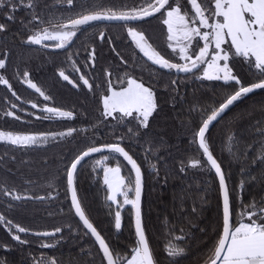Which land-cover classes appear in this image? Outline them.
Listing matches in <instances>:
<instances>
[{
  "label": "snow or ice",
  "instance_id": "obj_1",
  "mask_svg": "<svg viewBox=\"0 0 264 264\" xmlns=\"http://www.w3.org/2000/svg\"><path fill=\"white\" fill-rule=\"evenodd\" d=\"M20 12L24 13L19 16L20 29L12 32ZM10 32L13 40L19 37L21 47L45 50L54 63L63 54L60 64H67L79 76L74 78L61 66L58 77L87 92L79 109L57 104L56 97L27 68L21 72L17 67L15 77L38 94L26 98L7 75L11 49L5 44L0 53V85L6 88L0 97V118L26 123L36 118L62 125L56 131L0 128V143L6 149L0 155L6 171L0 177V201L5 205L0 227L8 237L0 240V250L19 248V264H182L196 238L193 230L198 229L202 238L197 245L203 248L194 256L195 264H264V104L259 106L261 115L247 125L243 121L252 116V110L236 113L227 121L222 140L226 158L216 155L212 136L215 124L236 104L256 90L264 93V0H0V34ZM124 32L132 43L122 49L118 38ZM161 37L164 45L157 43ZM105 44L119 63L92 75ZM184 81L210 86L212 95L196 98L178 113L191 149H185L186 155L171 171L162 155L168 151L166 134L155 129L167 124L178 102L184 103ZM89 93L94 102L91 107ZM246 132L250 140L244 139ZM49 148L59 149L55 161L47 154ZM31 151L44 153L40 167L45 171L53 163L56 166L43 180L45 187L39 195L32 190V180H25L22 187L7 175L17 171L10 166L18 162L15 154ZM88 162L90 173L85 167ZM145 164L157 180L164 168L163 184L170 175L186 178L190 172L212 179L204 191L197 181L195 192L181 189L174 195L172 212L163 218L166 237L159 251L150 242L143 211ZM233 168L238 169L237 180L232 178ZM86 174L106 191L110 216L115 206L117 236L123 228L121 210L130 205L134 233L126 243L113 242L91 218L79 189ZM217 182L215 215L207 220L208 189ZM61 191L67 208L54 207ZM246 193H250L247 198ZM30 202L47 204V215H59V222L39 227L16 220L13 213L29 211ZM61 242L75 246L77 256L64 258L62 253L43 251L37 256L32 247L55 249ZM0 264L15 262L0 256Z\"/></svg>",
  "mask_w": 264,
  "mask_h": 264
},
{
  "label": "trees",
  "instance_id": "obj_2",
  "mask_svg": "<svg viewBox=\"0 0 264 264\" xmlns=\"http://www.w3.org/2000/svg\"><path fill=\"white\" fill-rule=\"evenodd\" d=\"M48 3H55V0H47ZM79 3V0H77ZM65 7H67L65 5ZM24 13H18V19L15 24L12 25V32L18 31L20 29L19 16H23ZM157 33H159V25H157ZM115 34V33H114ZM118 43L123 49L125 45H130L132 42L127 36V33L124 32L119 34ZM99 43V41H98ZM5 44L11 49L9 56V64L7 69V75L11 78L14 87L26 98L32 97L37 98L38 94L34 93V90L29 89L26 85H23L14 75L15 69L18 67L21 72L27 68L32 77L37 80L42 86L50 90L51 94L56 97L57 104H66L68 107L75 105L78 109L80 108L81 102L84 100V92H87V89H84V92L79 91L78 89L72 88L71 85H68L66 81H63L58 77L57 68L65 67L66 70L71 73L74 78L78 79L79 74L73 72L70 66L67 64H60V61L64 60V55L61 54L58 58L49 57L47 51L38 50L36 47L28 48L21 47L19 37L15 40L11 37V32L7 35L0 34V53L4 51ZM77 44H80V41H77ZM53 51V50H48ZM59 51V50H54ZM73 52L76 51V46H73ZM84 51L83 48L80 49V56L83 57ZM2 58V57H0ZM119 63L118 57L115 53L110 51V48L105 44L101 50V56L98 64L96 65V72L92 75L101 74V69L106 67L109 64L116 66ZM81 66H83V60L80 61ZM87 71V69H85ZM82 83V82H81ZM208 82H205L207 84ZM181 93L183 94L184 103H177L176 109L171 111V115L174 119L173 130L171 134H166L161 128L155 129L158 134L165 135V139L168 140V151L163 152L162 155L167 157L168 163L166 168L171 171H175L179 160L181 157L185 156V149H191V146L188 145L184 140L183 130L180 127V119L178 118V113L180 111H186L191 103L195 102L196 98L204 95L205 97L212 95L211 87H205L199 83H194L191 81H184L181 83ZM6 94V88L0 85V97H3ZM10 95V94H9ZM42 100V97H39ZM179 100V97L177 98ZM89 106H93L94 102L92 101L91 93L88 94ZM264 104V93H261L259 90L255 92L254 95H249L247 98L243 99L241 102L236 104L235 107L231 109L224 117L223 120L215 124V127L212 129V136L215 146V152L218 157L226 158L228 153L222 147V140L224 139L225 133L228 131V124L232 116L236 113H246L249 110H252V116H246L243 125H247L251 120H255L261 115L259 111V106ZM30 107V105L28 106ZM171 107V105H170ZM84 119V117H82ZM62 125L58 123H53L49 120H37L36 118H30V122H21L15 121L9 118L6 122L4 119L0 118V128L4 130H38V131H48V130H59ZM169 135V136H167ZM245 140H250L251 135L245 133ZM5 146L0 143V155L5 151ZM10 151V149H9ZM59 151V149H48V156L50 159L55 161L54 153ZM17 164L10 165L11 167L17 169L14 173H7L9 176L10 182H14L19 186H25V180H32L35 184V188L32 189L36 192L37 195L44 189L43 180L47 177L48 172L55 171V164L49 165L47 171L40 167V162L44 155L40 151H31L26 155L23 153H16ZM138 155L143 159V153L139 152ZM26 160L28 163L26 165H21L19 161ZM114 163V162H113ZM227 163V159H225ZM87 171H91V162L85 166ZM145 168V188L142 195L143 201V211L145 220L147 223V232L150 238V242L154 249L159 251L162 249L165 243L166 229L163 226V218L171 214L173 207V197L178 195L181 189L186 191L191 190L195 192L197 187V181L200 182V191H204L207 188V185L212 184V179L208 175H201L199 173L190 172L186 178H181L180 176L170 175L167 181V184H163L160 180L164 178V168L161 169L160 180L155 178L154 174H148L147 165H144ZM233 180L238 179V169L233 168ZM6 174L5 168L0 165V177ZM124 174L127 175V170H124ZM31 187V186H29ZM79 189L81 196L86 197L85 204L88 211L91 213V218L96 221L100 229L104 232L115 243H126L130 233H134L133 226L131 223V211L130 206H126L122 209V224L123 228L119 235H116V230L113 227L114 221V212L115 206L113 205L111 212L112 215H109V208L105 203V194L104 190L99 187L96 181L89 175H85L81 178L79 182ZM210 196V204L207 207L205 212V217L207 220H210L215 215L216 211V197L218 196V182L217 185L208 189ZM250 193H246V198ZM63 205L67 208V203L64 200V193L61 191L59 200L55 202V205ZM48 206L47 204L41 206L39 204L29 203L27 208L29 211L25 212L23 209H20L13 213V217L16 220L22 221L26 224H32L33 226L39 227H51L59 222V215L49 216L44 210ZM35 208L37 211L33 213L31 210ZM5 210V205L0 201V211ZM203 226V225H201ZM177 229L181 227L180 224L176 225ZM196 233V238L192 239L191 244L193 245L191 253L187 259H185L182 264H195L194 256L196 253L203 248V244L197 245V239L202 238V234L198 229H194ZM8 239L5 231L0 227V240ZM91 241H88V245L91 246ZM36 250V255L38 256L40 251H43L49 255L52 254H63L64 258H67L69 254L73 257L77 256L78 249L75 246H70L68 243L61 242V245L55 249H38L37 245L32 246ZM0 256H5L7 259L19 264L21 259V252L19 248L13 249L5 252L0 250Z\"/></svg>",
  "mask_w": 264,
  "mask_h": 264
},
{
  "label": "rangeland",
  "instance_id": "obj_3",
  "mask_svg": "<svg viewBox=\"0 0 264 264\" xmlns=\"http://www.w3.org/2000/svg\"><path fill=\"white\" fill-rule=\"evenodd\" d=\"M129 39L131 40V38L129 37ZM132 42V41H131ZM157 43L161 44V45H164V40L163 38H159L157 40ZM27 86V85H26ZM169 108H170V105H169ZM173 124H174V119L170 113V118L168 119L167 121V124L166 125H161V130H163L166 134H171L172 130H173ZM166 136V135H165ZM169 136V135H167ZM114 162V161H113ZM99 187L102 189V187L99 185ZM104 190V189H103ZM105 191V190H104ZM104 194L106 195V191L104 192ZM126 206H130V205H126ZM125 206V207H126ZM123 216V215H122Z\"/></svg>",
  "mask_w": 264,
  "mask_h": 264
},
{
  "label": "water",
  "instance_id": "obj_4",
  "mask_svg": "<svg viewBox=\"0 0 264 264\" xmlns=\"http://www.w3.org/2000/svg\"><path fill=\"white\" fill-rule=\"evenodd\" d=\"M256 91H258V90H256ZM133 226V225H132ZM133 231H134V227H133Z\"/></svg>",
  "mask_w": 264,
  "mask_h": 264
}]
</instances>
